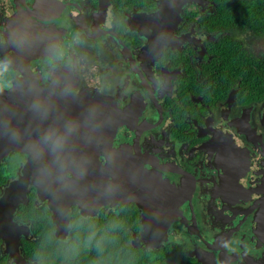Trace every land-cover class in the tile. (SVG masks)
I'll use <instances>...</instances> for the list:
<instances>
[{"label":"flooded vegetation","instance_id":"af4514ba","mask_svg":"<svg viewBox=\"0 0 264 264\" xmlns=\"http://www.w3.org/2000/svg\"><path fill=\"white\" fill-rule=\"evenodd\" d=\"M240 1L0 0V97L30 79L98 103L86 122L43 114L41 151L50 175L104 176L70 204L62 186L12 191L33 156L3 155L1 264L16 250L2 221L32 264L34 221L56 240L52 221H69L63 241L74 221H120L147 258L136 264H264V30ZM118 183L125 202H113Z\"/></svg>","mask_w":264,"mask_h":264},{"label":"water","instance_id":"95a60500","mask_svg":"<svg viewBox=\"0 0 264 264\" xmlns=\"http://www.w3.org/2000/svg\"><path fill=\"white\" fill-rule=\"evenodd\" d=\"M34 84V81L27 79L17 84L14 91H5L6 97H0V158L9 151L26 152L33 156L31 157L29 165L26 167V171L24 170L22 179L11 185L12 191H14V187H25L29 183L37 187L38 194L41 197V194L46 189L55 191V187L59 188L62 186L64 188L66 201L72 204L73 202H77L74 201V195L79 196L83 188L86 186L88 187V180L90 181V185L95 181V186L99 187L103 186L104 176L90 174V176L84 177L81 176V174L78 176V174L72 172V177H67L65 174L62 175L60 171L54 175H50L48 172L49 154L44 155L41 151L43 147L41 138L46 132H43L45 128L40 125L41 116L45 113L49 116L55 113L58 114V116L52 119V121L86 122L89 112L95 113L96 118L99 116L98 103H95L93 100L89 101L83 96L67 97L56 93L53 89L36 86ZM44 106L54 107V110L41 112L40 108ZM29 117L35 118L29 120ZM29 121L38 123L35 126H31L28 124ZM48 121H51L50 118ZM48 130H51V128H48ZM77 130L82 132L85 129L79 127ZM91 169L93 170L94 168L91 166ZM83 182H85V184ZM118 184L119 186H113L112 188L113 202H125V200L120 201L119 199H115L118 195H124L126 197L128 194V190L122 187L123 184ZM6 200L10 201L12 207L18 202L12 198L10 199V197H7ZM58 204L59 202H54V210L62 206ZM11 222L2 221V231L10 234L8 238H4V242L11 247L15 240L16 246L14 248H16V250L11 249L8 252L10 258L15 264H32L25 262L18 254L17 238L19 230L17 226L15 231L8 230V227L11 226ZM52 222L55 225L56 238L61 241L65 240L69 231V221ZM149 233L150 231L148 230L146 234L149 236Z\"/></svg>","mask_w":264,"mask_h":264},{"label":"trees","instance_id":"16d2710c","mask_svg":"<svg viewBox=\"0 0 264 264\" xmlns=\"http://www.w3.org/2000/svg\"><path fill=\"white\" fill-rule=\"evenodd\" d=\"M233 7L250 10L251 27L264 30V0L240 1ZM34 223L38 238L24 242V249L38 264H136L131 259L147 260L146 256L138 257L130 252L120 221H112L108 227L104 221H74L67 241L53 239L48 233L43 238L42 221Z\"/></svg>","mask_w":264,"mask_h":264}]
</instances>
